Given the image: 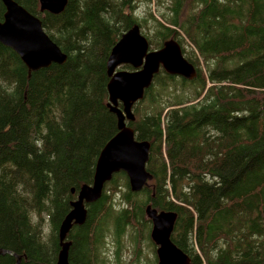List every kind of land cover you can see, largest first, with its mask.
Returning <instances> with one entry per match:
<instances>
[{
	"label": "trees",
	"instance_id": "16d2710c",
	"mask_svg": "<svg viewBox=\"0 0 264 264\" xmlns=\"http://www.w3.org/2000/svg\"><path fill=\"white\" fill-rule=\"evenodd\" d=\"M14 1L67 60L28 76L0 44V264L56 263L58 228L117 133L108 56L134 25L149 30L148 20L150 50L188 40L190 52L181 49L199 91L174 103L180 77H154L128 123L150 143L152 181L134 193L115 174L69 232V263L106 264L112 231L115 264H126L117 239L127 231L132 255L150 242L151 204L177 214L171 240L190 264H264V0H142L146 18L137 17L140 0H68L59 15L40 12L39 0ZM4 13L0 1V22Z\"/></svg>",
	"mask_w": 264,
	"mask_h": 264
},
{
	"label": "water",
	"instance_id": "95a60500",
	"mask_svg": "<svg viewBox=\"0 0 264 264\" xmlns=\"http://www.w3.org/2000/svg\"><path fill=\"white\" fill-rule=\"evenodd\" d=\"M5 8L0 22V44L10 48L32 72L64 65L67 56L48 37L40 19L28 13L14 0H0ZM68 0H39L40 12L52 15L62 13ZM130 66L132 71L119 70ZM107 85L108 108L117 118V133L104 145L96 162L93 182L83 185L72 201L71 210L58 228L59 252L55 264H70L67 236L73 226H82L87 220L86 206L97 202L106 183L117 173L127 177L131 192H140L152 181L147 172L150 143L135 140L134 131L128 123L135 121L133 106L144 98L154 77L163 70L171 76L193 81L197 77L196 68L183 56L179 43L170 39L157 50H150L148 40L141 34L140 27L134 25L122 34L108 56ZM74 189L71 193L74 194ZM145 216L151 222L150 239L156 247L157 264H190V258L171 240L177 221L175 212L157 211L148 204ZM19 260H17V263Z\"/></svg>",
	"mask_w": 264,
	"mask_h": 264
},
{
	"label": "rangeland",
	"instance_id": "374dc122",
	"mask_svg": "<svg viewBox=\"0 0 264 264\" xmlns=\"http://www.w3.org/2000/svg\"><path fill=\"white\" fill-rule=\"evenodd\" d=\"M168 1L169 0H161V3L163 6L164 5L166 6ZM145 11H146V5L144 4L142 0H140L137 17L146 18V14L144 13ZM146 27H148L149 30L146 31L143 28L141 30H143L145 33H148V32L151 33V27H152L151 21L149 20L147 21ZM142 33L143 32L141 31V34ZM181 38L183 40L181 44V48L184 49L185 53H189L192 47L190 46L188 40L183 35H181ZM176 81H177L178 87L173 92L174 103H177L178 100L190 99L191 96H194L196 92L199 91V84L197 83V81L180 82V78H177ZM181 86H184V88H182ZM113 201L116 206H119L120 195L116 194L114 196ZM145 219L148 220L146 216H145ZM126 233L127 231L124 232L123 236L120 239H117L119 241V246L121 247V250L119 251V254H118L119 259L125 261L126 264H155V261L157 264L156 247L154 246L152 241L150 240L149 242L150 244L146 242L142 243L140 252L132 255L134 252V248H133V245L129 242V239ZM109 234L110 235L107 237L108 244L105 250V256H106L105 259H106V264H115L117 260L116 255H115L116 245L113 243L112 231H110ZM133 259L134 261H132Z\"/></svg>",
	"mask_w": 264,
	"mask_h": 264
}]
</instances>
